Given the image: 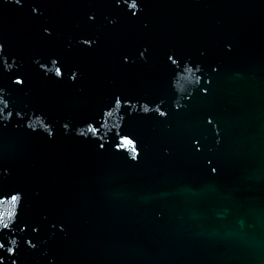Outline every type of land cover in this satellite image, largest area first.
<instances>
[{
    "label": "water",
    "instance_id": "obj_1",
    "mask_svg": "<svg viewBox=\"0 0 264 264\" xmlns=\"http://www.w3.org/2000/svg\"><path fill=\"white\" fill-rule=\"evenodd\" d=\"M141 5L130 18L113 0H0V63L25 77L12 86L0 73L8 104L0 189L21 197L0 202V218L12 232L8 246L20 245L17 264H264V0ZM89 36L97 46H78ZM142 44L148 63L121 62ZM166 52L179 63L169 68ZM56 56L79 68L76 83L44 78L38 62L54 76ZM115 91L131 106L108 109L98 135L107 143L133 133L143 146L138 162L62 127L92 116ZM21 109L22 125L3 118Z\"/></svg>",
    "mask_w": 264,
    "mask_h": 264
},
{
    "label": "snow or ice",
    "instance_id": "obj_2",
    "mask_svg": "<svg viewBox=\"0 0 264 264\" xmlns=\"http://www.w3.org/2000/svg\"><path fill=\"white\" fill-rule=\"evenodd\" d=\"M116 7H121L125 9L126 13L130 16V18H135L138 16V14L142 11V5L141 0H113ZM15 3L17 5L22 6V0H15ZM31 12L34 15H42L40 11V7L37 4H33L31 7ZM89 22H94L96 20V16L92 13L88 14L87 17ZM112 23V21H110ZM43 33H46L48 36L52 35V32L49 31L48 27H43L42 29ZM99 43L98 37L89 36L82 40L78 39V46L82 48L92 49L95 46H97ZM4 51V45L0 44V53H3ZM150 58V51L149 47L147 45H140L132 54L129 53H123L120 57L121 62L125 65L129 64H136L138 62L148 63ZM51 60L52 65L55 66V75L49 76L48 72L51 70L46 69L45 65L47 61L44 62H38V69H43L42 75L45 79H51V80H65L67 78L69 83H76L77 80L80 77V70L78 67L75 66H69L65 63V61L59 57L56 56L55 58H49ZM165 63L169 68H171L172 65H177L179 63L180 58L177 56L175 52H166L164 54ZM59 65V66H56ZM9 67L7 64V61L5 60L3 63H0V73H5L7 75V78L12 86H25V77L23 73L19 71L17 68L16 71L11 73H6V69ZM216 69H212V71H215ZM211 84V81H209V85ZM202 90L207 93L208 86H203ZM4 89L0 87V93H3ZM131 97L125 95L124 93L115 91L111 94L109 100L103 104L98 110L95 111V113L90 116L89 118L82 120L75 126L71 124L70 121H65L62 124L63 129L69 131H74V134L78 138H84V140L88 141L89 143H92L97 150L99 151H105V152H112L114 154H119L124 156L129 161H135L138 162L141 155L143 146L139 141V138L136 137L131 132H117L113 138L108 141L107 143L104 142L103 136L98 135L100 131V127L103 125L100 124L99 117L102 116H110L112 113L111 111H108V109L113 108V106L117 109L131 106ZM0 103H4V107L0 108V114H2L5 110L8 108V104L4 102V97L0 95ZM22 109L18 111H9L7 117H3L4 119L10 118L13 115L16 117H20V120L18 121L21 125L23 124L24 117L21 115ZM143 112L149 113L152 112V114L158 115V117H167L168 112L167 111H161L160 107H156L154 112L153 110L149 109L147 106L143 107ZM208 123L211 124L212 120L209 119ZM81 125L86 127H80ZM45 130L47 131V135L49 137L54 136V130L49 128L47 124L43 125ZM29 127H32L29 125ZM79 127V131L76 129ZM90 134V135H89ZM197 144L199 141L197 140ZM194 151H199L200 149L193 146ZM126 153H128L126 155ZM212 172L216 171V168L211 169ZM4 170L0 169V175L4 174ZM18 190L15 188H9L7 190L0 189V202L7 201L10 199L13 206L16 205V202L18 199H21L20 196L17 195ZM9 216L12 215L11 212L8 213ZM17 231L20 233H25L29 230L31 233H38L39 232V226L38 225H26L24 227H20L19 224L16 225ZM63 231V229H61ZM11 229L8 223H4L3 219L0 218V264H6V258L10 261V264H17L18 258H16L17 249L20 247V245L17 243L15 239H12L10 241L11 245H9V240L6 238L8 235H11ZM24 244L28 246L30 249H34L36 245L32 242V239L24 240Z\"/></svg>",
    "mask_w": 264,
    "mask_h": 264
}]
</instances>
